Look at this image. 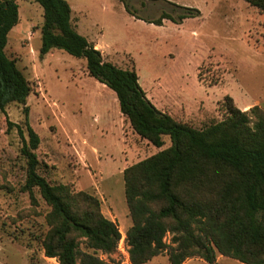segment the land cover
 <instances>
[{
	"label": "rangeland",
	"instance_id": "374dc122",
	"mask_svg": "<svg viewBox=\"0 0 264 264\" xmlns=\"http://www.w3.org/2000/svg\"><path fill=\"white\" fill-rule=\"evenodd\" d=\"M68 1L75 29L105 61L134 69L147 97L164 113L201 129L222 120L226 95L241 110H264V12L246 1L126 0L131 12L121 0ZM15 2L19 19L5 52L31 87L26 106L40 138L39 172L52 184L96 196L102 214L127 238L132 219L122 172L168 147L170 138L165 135L157 147L135 133L115 92L88 74L84 58L59 48L41 55L43 8L33 0ZM187 8L199 13L188 15ZM162 12L171 15L162 25L146 21ZM23 108L10 103L0 111V263L59 264L42 247L50 206L37 188L32 196L23 190L26 163L17 127H25ZM171 239L166 233L165 250L144 264H172ZM78 240L81 251H95L107 264H133L129 253H104ZM216 261L244 264L219 252ZM181 264L209 263L193 255Z\"/></svg>",
	"mask_w": 264,
	"mask_h": 264
},
{
	"label": "trees",
	"instance_id": "16d2710c",
	"mask_svg": "<svg viewBox=\"0 0 264 264\" xmlns=\"http://www.w3.org/2000/svg\"><path fill=\"white\" fill-rule=\"evenodd\" d=\"M33 1L43 8L40 54L59 48L84 58L88 74L115 92L135 133L157 147L164 145L165 135L170 138L168 147L122 172L132 219L126 232L131 262L144 264L164 251V236L170 233L175 244L172 264L193 255L220 264L217 252L244 264H264V110L258 105L241 110L226 95L222 120L201 129L177 120L150 101L134 69L105 61L75 29L67 0ZM121 1L130 11L126 0ZM244 1L264 12V0ZM186 11L199 13L196 8ZM169 18L162 12L146 21L162 25ZM18 19L15 0H0V111L10 103L24 105L27 138L24 128L17 126L26 163L23 190L32 196L37 188L50 206L44 255L59 264H107L95 251H81L78 245L84 238L93 250L111 253L116 247L120 232L102 214L99 199L83 190L73 192L67 184H52L39 172L35 150L40 138L29 124L26 106L31 87L5 52L7 35Z\"/></svg>",
	"mask_w": 264,
	"mask_h": 264
},
{
	"label": "built area",
	"instance_id": "2783aa9c",
	"mask_svg": "<svg viewBox=\"0 0 264 264\" xmlns=\"http://www.w3.org/2000/svg\"><path fill=\"white\" fill-rule=\"evenodd\" d=\"M115 248L124 254L129 253V244L125 235H120Z\"/></svg>",
	"mask_w": 264,
	"mask_h": 264
},
{
	"label": "crops",
	"instance_id": "0c3cea01",
	"mask_svg": "<svg viewBox=\"0 0 264 264\" xmlns=\"http://www.w3.org/2000/svg\"><path fill=\"white\" fill-rule=\"evenodd\" d=\"M68 1V0H67ZM69 2V1H68ZM69 4H70V2H69ZM70 6H71V4H70ZM71 9H72V11H73V8H72V6H71ZM72 13V12H71ZM72 22V21H71ZM90 41V40H89ZM97 47V46H96ZM171 116H173V115H171Z\"/></svg>",
	"mask_w": 264,
	"mask_h": 264
}]
</instances>
